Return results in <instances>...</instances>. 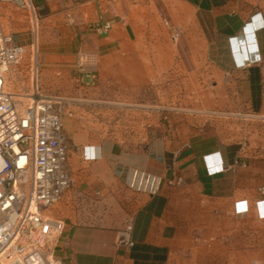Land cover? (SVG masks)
<instances>
[{
    "label": "crops",
    "instance_id": "0c3cea01",
    "mask_svg": "<svg viewBox=\"0 0 264 264\" xmlns=\"http://www.w3.org/2000/svg\"><path fill=\"white\" fill-rule=\"evenodd\" d=\"M0 23L72 112L59 264H264V0H0ZM169 70L198 110L148 104Z\"/></svg>",
    "mask_w": 264,
    "mask_h": 264
},
{
    "label": "built area",
    "instance_id": "2783aa9c",
    "mask_svg": "<svg viewBox=\"0 0 264 264\" xmlns=\"http://www.w3.org/2000/svg\"><path fill=\"white\" fill-rule=\"evenodd\" d=\"M112 24L90 29L107 35ZM38 55L37 41L20 45L0 23V264H59L56 240L65 225L48 212L74 184L63 125L72 112L62 98L42 92ZM98 65L97 55L78 53L86 86L97 85ZM10 72L21 82L20 94L9 91Z\"/></svg>",
    "mask_w": 264,
    "mask_h": 264
},
{
    "label": "rangeland",
    "instance_id": "374dc122",
    "mask_svg": "<svg viewBox=\"0 0 264 264\" xmlns=\"http://www.w3.org/2000/svg\"><path fill=\"white\" fill-rule=\"evenodd\" d=\"M41 52L42 49L41 47H39L38 58H39V63L41 65V69L43 70V66L40 60ZM176 75L177 74L172 70L166 71L164 73V77L162 81L158 84L159 89H161L160 97L158 96L155 97V95L152 94L147 97V100H148V104L158 103L165 108L179 110L180 113H182V115L185 116L189 110H194V109L198 110V106L202 105L200 100L201 98L197 96H195L194 98H187L183 91L185 85L181 80L177 79ZM8 76L10 79L9 91L15 94H20L22 92L21 91L22 85L20 80L12 72H10ZM202 85H203L202 82H196L197 87H201ZM208 116L209 117H207L206 120H209V123L215 125L219 124V120L215 118L213 114H209ZM228 122H230V124L233 125V120H230ZM54 209L50 210L48 214L51 215Z\"/></svg>",
    "mask_w": 264,
    "mask_h": 264
}]
</instances>
